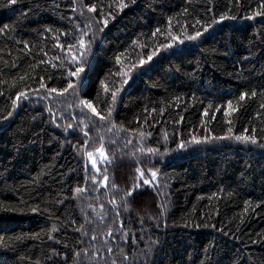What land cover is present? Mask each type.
Segmentation results:
<instances>
[{
    "label": "trees",
    "instance_id": "trees-1",
    "mask_svg": "<svg viewBox=\"0 0 264 264\" xmlns=\"http://www.w3.org/2000/svg\"><path fill=\"white\" fill-rule=\"evenodd\" d=\"M96 2L83 0L88 5ZM259 3L137 0L123 12L113 9L115 19L103 33L97 32L91 53L81 62L80 75L87 80V89L77 87L75 94L69 90L47 99L43 98L45 90L39 89V76L48 87L66 86L68 71L77 67L71 63L67 46L76 43L75 25L79 22L83 28L84 18L78 10L71 11L72 0H18L11 20L10 13L0 15V21L16 24L10 36L0 34V81H7L0 83L4 93L0 116L6 114L11 104L8 97L17 90H27L30 97L21 101L11 120L0 124V202L19 209L0 211V264H76V251L81 252L79 264H111L113 258L121 264L120 247L134 264H201L209 259L210 264H264V149L234 139H211L226 135L229 127L233 135L248 129V134L255 130L258 139L264 137V109L260 107L264 95H259L264 90V42L258 35L264 33V18L240 19ZM185 8L187 15L182 14ZM20 9L26 18L20 16ZM222 14L238 19L224 20L201 40L161 50L151 64L139 66L140 56L146 58L167 42L169 19L173 35H179L181 25L192 34L197 19L206 24ZM157 28L160 32L152 36ZM20 41H26L29 49L21 51ZM41 60L51 63L40 64ZM13 63L17 67H11ZM125 72L131 77L127 84L123 83ZM71 79L75 83L77 78ZM117 89L111 117L105 121L79 103L89 100L106 115L111 92ZM253 90L256 97L239 100L241 93ZM229 101L236 111L228 109ZM81 121L89 125L84 129L87 138ZM68 124L72 128L65 131ZM142 131L151 133L143 142ZM193 136L201 140L208 136L209 141L186 143ZM86 139L87 151L103 144L111 160L102 163L94 153L101 172L107 170L106 187L99 174L97 183H92L90 176L95 173L90 162L85 183ZM182 142L186 143L183 149L178 147ZM141 147L156 148L159 153H141ZM137 167L146 177L148 169L157 171V181L138 188L125 204V192L138 182ZM76 186L87 190L74 199L71 189ZM112 199L117 206L109 202ZM34 207L35 212L30 210ZM185 223L190 226L185 228ZM193 223L201 226L192 227ZM53 225L58 231H51ZM81 225L82 231H76ZM109 230L112 236L107 235ZM124 232L127 245L121 239ZM108 246L113 247L112 254L106 251ZM204 249H208L207 257ZM53 250L60 255L54 256Z\"/></svg>",
    "mask_w": 264,
    "mask_h": 264
},
{
    "label": "snow or ice",
    "instance_id": "snow-or-ice-1",
    "mask_svg": "<svg viewBox=\"0 0 264 264\" xmlns=\"http://www.w3.org/2000/svg\"><path fill=\"white\" fill-rule=\"evenodd\" d=\"M17 2H18V0H0V8L5 9V12L0 13V15H8L10 13L11 15H9L8 18H9V20H11L12 17L15 16L16 12L18 11V9L16 7H13L14 5L17 4ZM136 2H137V0H113L112 4H104L103 0H97L96 3H92L91 5H88V4H84L83 0H80L79 4H77V0H72L71 11L77 12V10H78L79 16L84 18L82 21L84 24L83 28L80 27L79 22L75 25V31L79 32L78 36L75 35V33H73V38L75 39L76 43L75 44H69L67 46L68 52L71 56V63L76 64L77 67L75 68V70L70 69L68 71L69 79L67 80L66 86L62 87V89H59V90L56 87H48V85L45 83L44 77L39 76V79H38L39 89L45 90V95L43 98L47 99L53 93H56L59 96H63L65 93H69V90H72V94H75L77 87H79L81 89H85V90L87 89V86H88L87 80L85 78L81 77V75H80L81 72H83V67H82L81 62L86 61L87 56L91 53V45L94 43V41L96 39L97 32L103 33L105 28H107L110 20L115 19V16L113 14V9L116 12H123L125 9L130 8V6L135 5ZM235 2L237 5L240 4V0H235ZM105 8H108L109 11L105 12L104 11ZM31 10H32L31 7H29V11H31ZM19 11H20V16L26 18L27 14L22 9H20ZM209 11H211V9H209ZM229 11H231V9H229ZM86 12L89 14L88 16L85 15ZM187 13H188V9L185 8L184 12L182 14L187 15ZM257 17L264 18V0H260V3L258 4L257 9L255 11H253L249 15L241 16L240 19L248 20V21H254L257 19ZM237 19H238L237 15H227V14L220 15L219 19H216L215 16H213L211 21L206 23V24H202L201 20L197 19L195 21V24L192 25V28H193L192 34H189L186 25H181L179 35H173V33L171 31V19H169V30L167 32V38H168L167 42L158 45L155 50H153L151 53L146 55V58L144 56H140V58L138 60V64L140 67H143L145 64H151L154 61V57H157L161 50L170 51L171 49H173L174 46L178 47L179 45H183V44H185L186 41H188V42L199 41V40H201V38L204 36L205 33H209L210 30H214L216 24L221 23L224 20L235 21ZM16 23L18 24L19 20H17ZM261 23L264 24V19L261 20ZM196 25H200V28H196ZM15 27H16V24L4 23V22L0 21V34L10 36ZM46 31H52V30L46 29ZM159 32H160V29L157 28L154 32L151 33V35L156 36L157 33H159ZM63 35L67 36V35H69V33H63ZM258 35H260L262 37V42H264V33H260ZM85 37H89V39L86 40ZM20 43H22L24 45V49H22L21 51H24L25 49H29V45L26 41H20ZM133 43L135 44L136 42L134 41ZM56 46L58 48H61V49L64 48V45L59 44V43H57ZM144 47H147V45H144ZM73 48L76 49L75 52H73ZM9 55H10V53H9ZM44 55L46 56L47 53H44ZM225 55H227V53H225ZM56 59H60V57H56ZM116 59L119 62L120 58L117 57ZM244 59L247 60V59H249V57H244ZM39 63L45 64V63H51V61L41 60ZM5 65L7 66V62H5ZM11 67L15 68V67H17V65L15 63H13L11 65ZM36 67H38V65ZM52 67H56V65L52 64ZM136 67H137L136 64L131 65L132 69H135ZM0 72H2V69H0ZM122 75L125 77V79L123 80V83L127 84L128 80L131 79V77L128 75L127 72L123 73ZM72 77L77 78L75 83L72 81V79H71ZM49 79H51V77H49ZM20 80L21 81L25 80V76H21ZM0 83H7V81H0ZM12 87H16L15 82H13ZM39 89L33 90L34 94H38ZM104 90L106 93L109 91L107 86H105ZM118 91H119V89L111 92V103L109 104V106L105 110L106 115H102L100 112H98L96 110V108L94 107L93 103L90 102L89 100H80L79 103L83 107L87 108L94 116L99 117L100 121H105L106 119L111 117L112 110L115 106V102L117 99V92ZM3 95H4V93L0 92V96H3ZM257 95H258V93L255 90L251 91L250 93L249 92H243L239 96V100L244 101L249 96L254 98ZM259 95H264V90H261ZM8 99L11 101V104H10V107L6 110V114L0 116V124H4V122L11 120L14 117V114L17 113V109H19L21 107V101L22 100H29L30 97H29L27 90L20 89V90H17L12 96H9ZM209 107H211V105ZM260 107L262 109H264V103H262L260 105ZM228 109L230 111H236V109H234L232 107L231 101L228 102ZM48 111L51 112V108H49ZM145 111H147V109ZM152 111L155 112L156 109H152ZM217 111H219V109H217ZM162 112H163V110H161V113ZM207 114H208L207 112L204 113V115H207ZM225 114L227 115L229 113L226 112ZM259 114L260 113H258V115ZM182 119L183 118L181 117V120ZM212 119H214V117H212ZM145 122L147 123V121H145ZM81 123H83V128L81 129V131H84V129H87L89 127V125L87 123H84L83 121H81ZM229 123H231V122L229 121ZM57 127H60V125H57ZM113 127H115V125H113ZM69 128H72L71 124L66 125L64 130L67 131V129H69ZM262 131H264V129H262ZM84 136H85V138H87V136H88V133L86 131H84ZM139 136H140L141 142H143V140L146 138V136H151V133H145L142 131L139 133ZM211 139H214V140L234 139L235 141H238L242 144H246V145L250 144V145L256 146L257 148L264 149V137H261L260 139H258L255 130H253L251 134H248V129H245L244 134L233 135L232 128L229 127L226 135L218 136V137H212ZM208 141H209L208 136H205L203 138V140L197 139L195 136H193L191 141L186 142V143L199 145L201 143H205ZM127 143L130 144V143H132V141L129 140V141H127ZM186 143L182 142L178 145V147L183 149V148H185ZM86 148H87V139L84 142V150H83V154L86 157L85 164H84V171L86 173L85 183H87V180L89 178V176L87 174L89 173L88 162H90L91 163V169L94 170V173H95V174H92L90 176L92 183L94 185L97 183V175L96 174H99L100 176H102L101 184H103L106 187L107 185L105 182H107L109 179V177L107 175V170L105 169L104 172H101V169L97 166V164H98L97 158L94 155V153H97L99 156V160L102 163H111V160L106 155L103 144H101L99 147L95 148L93 151H87ZM139 150L141 153L146 152L149 155H155V154L159 153V149H156V148L145 149V148L141 147ZM133 155H135V154L133 153ZM135 171L139 174L137 177L138 182L136 184H134V186L130 190L125 192L124 197H123V199L125 200V204L127 203L128 198L133 197L134 193H136L138 188L143 187L145 185H149V186L154 185V183L157 181L158 172L155 170L148 169L147 170L148 171L147 177L145 176V171L142 170L141 168L137 167L135 169ZM112 187L115 188L116 185L113 184ZM86 190L87 189L85 187H82V186H76L75 188L71 189V191L75 193V196L73 198L75 199V198L79 197V195L84 193ZM94 190H98V189H94ZM59 202L63 203V201H59ZM109 202L113 206H117V202L115 199H112ZM246 203H250V202H246ZM259 206H260L259 204L256 205V207H259ZM101 207H103V206H101ZM161 207L163 208L164 206L161 205ZM18 210L19 209H13L10 206H3V202H0V211H18ZM30 210L35 212V211H37V208L34 207V208H31ZM245 210H247V209H245ZM117 215H118V213H117ZM101 219H103V217H101ZM86 221H87V217H86ZM120 225L122 228L123 227L122 221L120 222ZM157 226H159V225H157ZM189 226L190 225L188 223H185V225H184L185 228H187ZM191 226L199 228L201 225L193 223ZM203 227H205V228L212 227V228H215L216 231L222 233L223 235L228 234L227 232L224 231L223 228H216L215 225L204 224ZM82 229H83V225H81L79 228H77L76 231H82ZM51 231L56 232V231H58V228L55 225H53ZM84 234L87 235V233H84ZM107 235L112 236L113 235L112 230H109L107 232ZM52 238H53L52 236H49V239H52ZM96 239H97V237L95 235H93L91 237L92 241H95ZM121 239L124 241L125 245H127L128 233L127 232L122 233ZM152 243L155 245L159 242L153 241ZM82 251H84V254L87 255V250H82ZM106 251L109 254H112L114 252V249H113V247L108 246L106 248ZM118 251H119L120 257H121V264H134L132 258L128 254H126L124 247H120L118 249ZM150 252H151V249H148V253H150ZM148 253H146V255ZM53 255L58 256V255H60V253L53 250ZM80 255H81L80 251H76L73 254V259H74V261H76V264H79ZM204 255H205V257L208 256V249H204ZM65 259H67L66 255H65ZM37 264H39V262H37ZM111 264H117V261L115 258L112 259ZM201 264H210V259L206 260V261H201Z\"/></svg>",
    "mask_w": 264,
    "mask_h": 264
}]
</instances>
